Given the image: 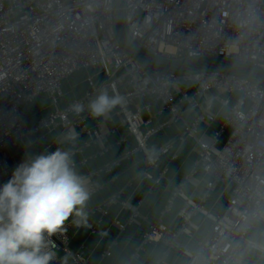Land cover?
<instances>
[{
  "label": "built area",
  "instance_id": "2783aa9c",
  "mask_svg": "<svg viewBox=\"0 0 264 264\" xmlns=\"http://www.w3.org/2000/svg\"><path fill=\"white\" fill-rule=\"evenodd\" d=\"M116 3L117 0H0V186L12 176L10 150L30 141L31 135L40 130L60 131L68 138L77 128L80 132L75 133L76 137L87 135L96 143L104 140L108 134L99 118L84 111L76 114L71 107L76 102L87 105L102 88L111 93L115 85L116 91L127 97L128 103L118 106L119 114L122 126L135 139L136 146L126 157L141 153L147 168H156L161 158L175 147V142H170L151 153L149 140L182 119V103L194 109L201 98L205 110L179 134L178 141L195 137L200 121L215 120L211 113L214 103L225 110L220 130L197 138L199 159L185 179L188 181L201 170L207 191L199 202L185 195V183L173 191L162 216L176 198L182 199L181 228L170 230L161 217L151 224L141 248L165 243L168 251L180 249L188 259L187 264H245L251 251L264 257V243L251 238L259 224L263 226L264 237V86L222 70L163 74L144 69L119 42ZM123 10L128 40L154 60L221 58L264 72V0H159L158 4L155 0H124ZM177 34L183 38L176 39ZM93 67L101 69L105 83L98 88L94 79L88 77L89 90L85 96L61 107L63 82L74 73ZM182 83L187 88H181ZM213 91L217 94H211ZM43 93L51 96L54 108L29 128L22 109ZM148 96L162 102L160 113L170 112L169 123L152 126L155 115L151 105L138 104ZM94 120L96 123L91 124ZM222 136L226 141L220 144ZM167 171L163 167L156 179L144 171L143 178L160 184ZM88 179L94 194L98 188ZM223 181L233 184V194L222 214L215 215L205 209L204 203L216 184ZM116 202L111 199L94 212L106 216ZM123 206L132 210V219L139 216L136 207ZM197 215L210 220L211 228L198 247L191 250L181 245L180 236L197 230L193 221ZM74 221L79 222V228ZM85 225V217L75 219L64 225L67 229L64 234L52 237L57 246L53 262L65 259L72 264L88 263L81 252L71 248L72 232ZM168 254L164 253L156 264H166ZM138 257V251H134L126 264H132Z\"/></svg>",
  "mask_w": 264,
  "mask_h": 264
},
{
  "label": "crops",
  "instance_id": "0c3cea01",
  "mask_svg": "<svg viewBox=\"0 0 264 264\" xmlns=\"http://www.w3.org/2000/svg\"><path fill=\"white\" fill-rule=\"evenodd\" d=\"M88 77L94 79L95 86L98 88L106 81L99 67L74 73L62 84L64 97L60 100L61 107L85 96L89 90ZM181 88H187V85L182 83ZM176 90L177 88H173V91ZM211 94L217 93L213 91ZM222 96L226 97V95ZM198 102V107L194 109L187 103H182L180 105L183 111L182 119L166 126L149 140L148 150L151 153H156L170 142H175L173 151L163 156L156 168H147L141 153L126 157L127 153L135 148L136 142L122 126V118L117 107L108 115L98 117L104 132L108 134L98 143L93 142L87 135H80L74 140H69L60 131L40 130L32 134L30 141H26L17 149L10 150L11 174L21 162L26 158H31L32 154L45 150L54 151L55 147L74 151L77 170L82 175L91 178L98 190L92 194L84 214L80 216L74 214L65 222L66 224L84 217L86 221L82 229L72 232L71 248L81 252L87 258V264H126L134 251H138L139 257L132 264H156L166 252H169L166 264H187L188 259L180 249L175 248L168 251L165 243L149 244L143 249L141 247L143 237L149 232L151 224L161 217L170 230L178 231L181 228L182 220L179 213L184 205L182 199L176 198L169 211L162 216L168 207L173 191L180 185L185 183L184 193L194 202H199L207 191L206 177L201 170L194 173L188 181L185 179L191 175L199 159L197 138L218 132L224 121L225 110L219 103H214L211 113L215 116V120L200 121L197 126V135L188 136L180 143L179 134L192 125L196 117L205 110V101L200 98ZM138 104L141 107L146 104L151 105L152 113L155 115L153 127L169 123L170 112L160 113L161 101L148 96L140 99ZM53 108L54 103L51 96L43 93L38 95L32 103L25 105L22 112L29 128H33ZM84 114L90 113L85 110ZM144 117L148 118V115L145 113ZM95 123L96 120L91 122V124ZM72 131L73 134L80 132L77 128ZM225 141L226 137L222 136L220 144ZM76 150L78 152H75ZM174 155L175 159H173ZM163 167H167L168 171L160 184H154L151 180L143 178V172L148 171L156 179ZM232 194V183L229 181L217 183L211 196L204 203L205 209L215 215L222 214ZM111 199L117 202L110 207L106 216L94 212L96 207ZM123 204L136 207L139 216L132 219V210ZM193 221L197 225V230L192 234L185 233L180 236L181 245L191 250L198 247V243L206 238L211 228L210 220L201 215H197ZM53 264L72 263L64 259L53 262ZM245 264H264V257L251 251Z\"/></svg>",
  "mask_w": 264,
  "mask_h": 264
},
{
  "label": "clouds",
  "instance_id": "9594fccd",
  "mask_svg": "<svg viewBox=\"0 0 264 264\" xmlns=\"http://www.w3.org/2000/svg\"><path fill=\"white\" fill-rule=\"evenodd\" d=\"M127 103L113 85L111 93L102 88L87 105L71 107L76 114L87 110L101 117ZM91 197L89 179L77 170L70 149L55 147L26 158L0 186V264H53L57 246L52 237L67 231L65 222L74 214H84ZM74 226L79 228V222Z\"/></svg>",
  "mask_w": 264,
  "mask_h": 264
},
{
  "label": "water",
  "instance_id": "95a60500",
  "mask_svg": "<svg viewBox=\"0 0 264 264\" xmlns=\"http://www.w3.org/2000/svg\"><path fill=\"white\" fill-rule=\"evenodd\" d=\"M123 8L124 0H117L115 15L116 33L119 42L123 46L125 52L134 59V57L129 53V47H133V45L128 40L125 31ZM136 51L138 55H142L145 59L144 63H140L144 67V69L153 71L155 73L186 74L203 70H222L246 76L262 83V85L264 86V72L253 68L249 64H242L230 59L221 58H201L181 62H162L146 56L140 50L136 49Z\"/></svg>",
  "mask_w": 264,
  "mask_h": 264
},
{
  "label": "snow or ice",
  "instance_id": "6c2138e0",
  "mask_svg": "<svg viewBox=\"0 0 264 264\" xmlns=\"http://www.w3.org/2000/svg\"><path fill=\"white\" fill-rule=\"evenodd\" d=\"M149 2H153V0H149ZM155 3L158 4L159 0H155ZM225 15H227V13H225ZM175 38L176 39H182L183 37H182V35L177 34ZM194 51H196L197 55H199L198 50H194ZM129 53L134 57V59L137 60L138 63H144L145 62L144 57L142 55H138L137 51L134 47H131V46L129 47Z\"/></svg>",
  "mask_w": 264,
  "mask_h": 264
},
{
  "label": "rangeland",
  "instance_id": "374dc122",
  "mask_svg": "<svg viewBox=\"0 0 264 264\" xmlns=\"http://www.w3.org/2000/svg\"><path fill=\"white\" fill-rule=\"evenodd\" d=\"M262 229L263 226L261 224L258 225V227L253 231L251 238H256V240L264 243V237H262Z\"/></svg>",
  "mask_w": 264,
  "mask_h": 264
}]
</instances>
